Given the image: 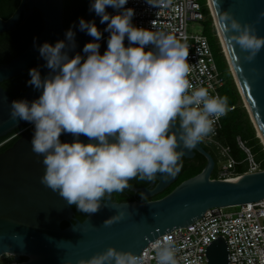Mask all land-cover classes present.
<instances>
[{"label": "clouds", "instance_id": "1", "mask_svg": "<svg viewBox=\"0 0 264 264\" xmlns=\"http://www.w3.org/2000/svg\"><path fill=\"white\" fill-rule=\"evenodd\" d=\"M145 2L156 6L153 0ZM127 3L90 0L89 11L101 24L107 22L102 30L81 17L54 44H36L34 38L48 71L42 75L39 67L30 68L27 84L40 95L10 104L14 121L32 125V151L42 155L45 166L41 183L83 213L97 212L106 194L123 192L134 178L174 177L184 150L212 134L216 120L229 110L227 96L190 83L186 45L170 32L134 25L135 11L124 7ZM74 28L94 38L80 52ZM218 28L228 34L230 47L235 42L246 51L245 61L264 47L254 24H241L226 10L220 12ZM103 33L109 35L101 53ZM65 133L72 135L71 142L60 139ZM82 134L87 143L79 139ZM154 250L157 264H178L171 240L158 241ZM113 258L114 264H142L139 257L112 247L77 264H112Z\"/></svg>", "mask_w": 264, "mask_h": 264}, {"label": "water", "instance_id": "2", "mask_svg": "<svg viewBox=\"0 0 264 264\" xmlns=\"http://www.w3.org/2000/svg\"><path fill=\"white\" fill-rule=\"evenodd\" d=\"M207 1L221 50L255 133L256 129L260 133L261 138L257 134L256 137L264 145V47L254 60L245 61L246 51L235 42L230 47L228 34L222 35L218 28L220 12L226 10L241 24H254L256 34L264 36V17H259L264 11V0ZM34 9L40 13L42 28L14 58L0 64V83L23 73L32 61H36L44 75L48 69L43 67L45 62L34 47V38L36 44L45 41L54 44L64 39L63 0H21L7 20L0 18V32L13 30L19 20L31 15ZM112 9L106 6L109 13ZM82 18L94 20L100 30L107 24H101L100 18L94 11H89V7ZM73 30L76 32V51L80 52L83 45L94 38L78 28ZM39 95L40 92L29 85L14 99L0 86V138L29 123L11 118V102L18 99L31 101ZM32 134L31 127L0 152V257L11 255L15 262L10 264H63L64 261L77 264L78 260L89 259L109 247L136 256L148 241L172 228L190 224L209 208L235 206L264 198V169L244 173L233 181L211 179L215 160L199 143L192 150L185 149L182 157L191 159L195 153L201 154L206 161L200 172L182 180L162 197L151 199L175 178L164 179L163 174L158 173L150 181V187L135 189L140 191L142 200L114 202L110 194H106L97 212L87 213L79 220L58 192L41 183L45 166L42 155L32 151ZM60 138L67 142L73 140L70 133L62 134ZM79 139L88 142L83 134ZM121 212L124 215L120 220L105 225L106 220ZM62 221L68 224L61 227ZM205 253L207 264H228V247L222 235L209 241Z\"/></svg>", "mask_w": 264, "mask_h": 264}, {"label": "built area", "instance_id": "3", "mask_svg": "<svg viewBox=\"0 0 264 264\" xmlns=\"http://www.w3.org/2000/svg\"><path fill=\"white\" fill-rule=\"evenodd\" d=\"M156 6L145 0H128L124 7L135 11L133 24L154 31L170 32L184 43L188 51L190 72L188 79L195 87L204 86L210 94H219L224 78L217 69L207 37L203 32L189 34V21H201L203 12L200 0H153ZM205 4L208 6V1ZM117 10L112 9L111 14ZM106 27V24L101 30ZM108 33H103L101 42L106 41ZM234 106H229V110ZM228 110V111H229ZM227 111V112H228ZM227 114V113H226ZM225 114V115H226ZM219 117L214 132L201 142L214 149L217 155L211 179L234 180L244 173L260 171L263 168L255 159L251 147L240 136L235 137L238 149L244 154L238 160L229 145L218 139L222 129ZM30 123L18 129L4 140L0 146L12 137L31 128ZM244 165L241 173L236 167ZM222 235L228 247V264H264V198L255 202H246L235 206H220L207 209L199 218L183 227H175L147 242L137 257L142 264H157L154 245L158 241L171 240L176 251L178 264H207L205 248L209 241ZM15 262L13 258L7 263Z\"/></svg>", "mask_w": 264, "mask_h": 264}, {"label": "trees", "instance_id": "4", "mask_svg": "<svg viewBox=\"0 0 264 264\" xmlns=\"http://www.w3.org/2000/svg\"><path fill=\"white\" fill-rule=\"evenodd\" d=\"M20 1L21 0H0V18H2L3 20H7L15 12L18 5L20 4ZM89 2L90 0H63L62 15L63 24L66 30L74 22L76 23L79 18L84 16L89 7ZM205 2L206 0H204V4L202 3L204 6V11H202L203 18L201 20L203 26L202 32L208 39L217 69L224 78V83L218 90L219 95L227 96L229 106H234L233 109L229 110L225 117L222 119V129L218 134V139L223 144L229 145L233 153L235 137L240 136L251 147L255 155V159L264 169L263 146L260 143L258 137H256L255 129L249 119L246 109L241 105V97L233 80L232 74L229 70L226 58L221 50L219 39L213 28L212 17ZM41 28L42 19L40 13L38 10L34 9L31 15H27L23 19H20L13 30L3 32L5 43L4 48L0 52V64L6 63L14 58L30 42V40L39 33ZM125 42H127V40H125ZM35 62L36 61H32L23 73L10 79L4 80L0 83V86L7 90L9 95L14 99H17L29 87V85L27 84V81L30 79L28 72L30 68L37 67ZM17 130L18 129L14 130L7 136L0 138V141L15 133ZM19 135L20 134L12 137L4 144H2V146L0 147V152L11 146L12 143L19 137ZM200 144L213 156V158L215 157L212 153V147L211 149L210 146H207L202 142H200ZM184 160V162H188L186 161L187 159ZM214 160L215 162L217 161L216 158H214ZM205 161V158L201 154L196 153L195 158L190 161L189 165L176 175L173 184L164 192L155 196V198L162 197L182 180L200 172L205 164ZM244 170V165H239L236 167V171L239 173L243 172ZM70 206L74 211L75 218L82 220L86 216L87 213L81 212L76 207V205ZM67 224L68 223L65 221H62L60 223L61 227H65ZM21 259L24 260L25 257L22 256Z\"/></svg>", "mask_w": 264, "mask_h": 264}, {"label": "flooded vegetation", "instance_id": "5", "mask_svg": "<svg viewBox=\"0 0 264 264\" xmlns=\"http://www.w3.org/2000/svg\"><path fill=\"white\" fill-rule=\"evenodd\" d=\"M4 43H5L4 34H3V32H0V52L4 48ZM194 158H195V155L191 159H187L186 161H188V162H184L185 161L184 159H186V158L182 157L179 161V164L181 165L180 171L185 169L189 165L190 161H192ZM176 175L174 176V178H176ZM149 183H150V181H146V180L142 181V180H139L138 178H134V179L129 181V185H130L129 188L125 189L123 192L111 193L110 199H111V201H114V202H126V201H133V200H142V198L140 196V191L135 190V189L142 188V187H150ZM172 184L173 183H171L168 187H170ZM168 187H166L162 192H164ZM162 192H160V193H162ZM157 195L158 194L152 196L151 199H154L155 196H157ZM104 199H105V197L102 200H104Z\"/></svg>", "mask_w": 264, "mask_h": 264}, {"label": "rangeland", "instance_id": "6", "mask_svg": "<svg viewBox=\"0 0 264 264\" xmlns=\"http://www.w3.org/2000/svg\"><path fill=\"white\" fill-rule=\"evenodd\" d=\"M200 3H201V10L204 11V6H203V4H204V0H200ZM202 3H203V4H202ZM208 9H209V8H208ZM209 11H210V10H209ZM213 28H214V31H215V33H216V29H215L214 25H213ZM202 30H203L202 21H189V22H188L187 32H188L189 34H192V33H199V32H201ZM216 35H217V34H216ZM217 37H218V36H217ZM218 39H219V38H218ZM125 44H127V42H125ZM106 46H107V45H106V42H104V43L101 42V48H100L101 53H103V51L105 50ZM240 101H241V105L244 107V103L242 102V100H240ZM244 108H245V107H244ZM262 146H263V145H262ZM210 148H211V147H210ZM211 149H212V148H211ZM212 153H213V155L215 156L214 158L217 159V155L214 153L213 149H212ZM233 153H234L235 158L238 159V160H241V159H243V157H244V154L238 149L236 143H235V145H234V147H233ZM11 258H12V256L9 255V254L2 255V256L0 257V264L8 263V262L11 260Z\"/></svg>", "mask_w": 264, "mask_h": 264}, {"label": "bare ground", "instance_id": "7", "mask_svg": "<svg viewBox=\"0 0 264 264\" xmlns=\"http://www.w3.org/2000/svg\"><path fill=\"white\" fill-rule=\"evenodd\" d=\"M208 6H209V4H208ZM223 49H224V51H225V48L223 47ZM256 134H257V136L259 137V138H261V136H260V133H259V131L256 129ZM264 146V145H263ZM235 180V179H234ZM230 181V180H229ZM231 181H233V180H231Z\"/></svg>", "mask_w": 264, "mask_h": 264}]
</instances>
